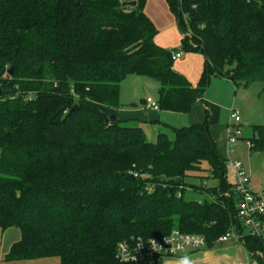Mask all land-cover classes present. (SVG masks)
<instances>
[{"label": "trees", "instance_id": "obj_1", "mask_svg": "<svg viewBox=\"0 0 264 264\" xmlns=\"http://www.w3.org/2000/svg\"><path fill=\"white\" fill-rule=\"evenodd\" d=\"M128 1L0 0V228L21 233L4 259L122 264L121 241L180 230L203 233L208 250L234 231L264 264L210 109L202 123L162 125L156 141L117 112L130 75L157 80L160 110L178 113L204 101L213 76L264 82V0H167L181 47L205 56L196 87L174 68L175 49L155 42L147 0ZM254 130L252 149L264 150V124Z\"/></svg>", "mask_w": 264, "mask_h": 264}, {"label": "rangeland", "instance_id": "obj_2", "mask_svg": "<svg viewBox=\"0 0 264 264\" xmlns=\"http://www.w3.org/2000/svg\"><path fill=\"white\" fill-rule=\"evenodd\" d=\"M144 12L147 13L152 18L153 22L156 24L158 32L155 37V42L158 45L162 47H167L168 49L173 48L175 49V51L183 50L185 55L182 58L176 59L174 61V68L180 71V69L185 70L188 65H193L192 59H195L197 57L192 54L202 53L199 51L187 52L181 47L182 34L180 32L177 19L175 15L171 12L167 0H147ZM186 31L187 33L189 32L187 28ZM144 78L151 80L154 84L157 85L154 88V93L155 95H158L159 82L148 77ZM236 90L237 88L234 87V85L229 84L228 81L211 78L209 90L206 95V100L210 98L214 101L215 104L221 105L220 121L226 126H229V123L231 122V107L233 106L238 110L240 109L239 112L241 113L240 115L242 118L241 128L243 138L241 142L236 144L234 148L236 153H230L228 156V179L231 182L235 181V172L232 166L230 165V161H241L245 169L247 170L249 176L251 177L254 192L262 194L264 193V150L251 149L247 144V140H250L255 136V125L264 124V82L259 79H255L248 85H239L238 90ZM225 94L227 95L226 99H224L223 97ZM213 108L214 112L218 110L215 105L213 106ZM159 114H168L167 116L171 117L168 123L169 125L175 128H181L187 125L186 122H184L185 117L183 114H179L176 112L169 113V111L165 113L161 111L159 112ZM162 130H166V128L162 127ZM156 139L157 136H154L152 140L148 138V140L150 141H156ZM206 173L203 172L202 174H200L199 178H189L188 181L201 184L203 179L201 178V176L207 177ZM193 174L196 176L195 173ZM204 180L210 187L216 185V181L211 178H205ZM200 196L202 197L203 195H193V197L195 198ZM241 225L245 234H248V228L244 226L243 222H241ZM12 230H14L15 232H20L19 229L17 230L13 228L9 231V235L7 234L9 237ZM196 234L198 233L196 232ZM9 241L11 243L12 239H9ZM9 241H7L6 243L8 244ZM217 251L225 252L227 253L226 255H229L226 259H221L222 264H244L247 263V260H250L248 254H244L243 249L241 248V242L235 236L229 238V240L226 242L217 244V246L212 249L206 250L205 248L202 252L194 255H182L181 259H184L185 257L187 258V260L198 259L199 261H196L195 264H206L207 262H209L210 259L200 260L199 258L205 256L207 252H209L210 254H215ZM214 256L216 257L217 254L213 255V257Z\"/></svg>", "mask_w": 264, "mask_h": 264}, {"label": "crops", "instance_id": "obj_3", "mask_svg": "<svg viewBox=\"0 0 264 264\" xmlns=\"http://www.w3.org/2000/svg\"><path fill=\"white\" fill-rule=\"evenodd\" d=\"M192 55H195L197 57L195 59H192L193 65H188L185 70L180 69V71L178 70L177 71L183 74L189 80L192 86L196 87L199 83V80L202 76V73L205 67V56H203L202 54H192ZM212 79H221L224 81H228L229 84H232L234 85V87H236L232 81L226 78H220V77L213 76ZM156 86L157 85L154 84L151 80L145 79L143 76H138V75L128 76L121 84L120 100H119V106L117 108L118 118L122 122H126L131 125L141 126L144 129L147 138H150L151 140L152 138H154V136L158 135L160 130H162V127H163L162 125L164 124L169 125L168 122H169V119L171 118L167 116L168 114H165V115L159 114V112L161 111L163 113L168 112V111H165V110L153 111V110H149L146 108V98L148 96H151L156 101H158L159 94L155 95L154 93V88ZM236 88L238 90V87ZM208 90H209V87L207 89V92ZM207 92L205 94V98L203 102H197L189 113H179V114L184 115L185 117L184 122H186L187 124L185 126H188V125L204 122L206 119V109L211 108L210 109V113H211L210 131H211V134L214 140L217 143V146L222 156L226 160H228L229 158L228 156L230 153H233V154L236 153V152H230V148L228 144V126H226L225 124H222L220 121L221 105L215 104L214 101L211 100L210 98L206 100ZM226 96H227L226 94L223 96L224 99H226ZM214 105L218 109L216 112H214V108H213ZM238 111H240V109ZM171 112L172 111H169V113ZM241 140L239 142H241ZM247 141H250V140H247ZM251 185H252V182H251ZM11 229L13 228L5 229V230L0 228V264H61V259L58 257L27 259V260H13V261L5 260L4 257L6 256V254L9 253L13 244L19 241L21 238V233L15 232L14 230L11 231V234L9 237L8 233H10L9 231ZM15 229L18 230V228H15ZM9 239H12L11 243ZM7 241H9L8 244L6 243ZM241 248L243 249L244 254L245 255L248 254L250 258V260H247L246 261L247 263H244V264H249L252 260H254V258L250 255V253L247 251V249L245 248L242 242H241ZM215 254H217V256L213 257V255ZM215 254H210L209 252H207L205 256L199 259L200 260L210 259L209 262H207L206 264H222L221 259H226L229 256V255H226L227 253L219 252V251H217ZM184 259L179 258V259L173 260L172 264H184ZM196 261H199V260L198 259H188L189 264H195Z\"/></svg>", "mask_w": 264, "mask_h": 264}, {"label": "built area", "instance_id": "obj_4", "mask_svg": "<svg viewBox=\"0 0 264 264\" xmlns=\"http://www.w3.org/2000/svg\"><path fill=\"white\" fill-rule=\"evenodd\" d=\"M173 59L182 58L183 50L172 52ZM146 108L159 111L158 101L153 97L146 98ZM231 122L228 126V144L230 152H235L236 144L243 138L241 128L240 112L232 107L230 109ZM252 149L253 143L247 141ZM235 172V191L238 196V217L248 233L264 240V193H255L251 178L241 161H230ZM240 238L234 231L219 238V242H226L231 237ZM207 246L204 235L186 233L180 230H173L170 234L161 238L134 239L121 241L117 245V259L122 264H172L173 260L181 258L182 255H194L202 252ZM251 255V254H250ZM257 255H261L258 253ZM252 256V255H251ZM249 264H259L254 257Z\"/></svg>", "mask_w": 264, "mask_h": 264}, {"label": "water", "instance_id": "obj_5", "mask_svg": "<svg viewBox=\"0 0 264 264\" xmlns=\"http://www.w3.org/2000/svg\"><path fill=\"white\" fill-rule=\"evenodd\" d=\"M124 4L127 7H136L137 6V1H135V0L134 1H128V2H125ZM13 69H14V67H11L9 69V71H8L9 74H12ZM76 107H77V105H75V108ZM105 119H106V122H110V121L115 122L117 120V116L116 115H113V116H110V117L105 116Z\"/></svg>", "mask_w": 264, "mask_h": 264}, {"label": "clouds", "instance_id": "obj_6", "mask_svg": "<svg viewBox=\"0 0 264 264\" xmlns=\"http://www.w3.org/2000/svg\"><path fill=\"white\" fill-rule=\"evenodd\" d=\"M184 264H189L187 258H185V260H184Z\"/></svg>", "mask_w": 264, "mask_h": 264}]
</instances>
